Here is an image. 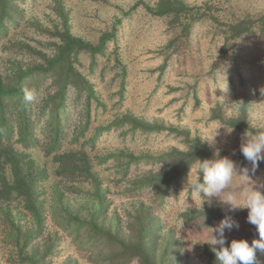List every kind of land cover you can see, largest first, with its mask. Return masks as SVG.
I'll list each match as a JSON object with an SVG mask.
<instances>
[{
	"label": "rangeland",
	"instance_id": "obj_1",
	"mask_svg": "<svg viewBox=\"0 0 264 264\" xmlns=\"http://www.w3.org/2000/svg\"><path fill=\"white\" fill-rule=\"evenodd\" d=\"M183 1L187 10L179 16H158L146 8L156 0H12L7 31L0 30V85H12L16 74L29 68L46 69L66 32L94 45L102 35L108 39L97 54L77 53L74 65L99 104L92 99L89 106L87 92L68 88L67 117L55 151L48 152L47 146L52 98L59 89L56 73L37 72L31 79V119L38 142L17 147L37 178L38 215L16 195L0 200V264H23L21 255L35 253L47 254L45 264H63L68 257L88 264L87 253L76 242L60 241L55 221L67 211L86 217L99 194L78 172L60 171L57 151L91 159L108 226L126 231L140 210L149 208L157 233L179 239L190 264H208L206 246L226 215L239 223L238 229L225 231L228 244L259 238L247 222L248 210L230 211L224 201L234 197L242 203L246 188L264 185V161L252 171L240 151L244 133L264 131V0ZM131 118L155 130L145 132ZM98 129L104 130L94 140ZM195 139L213 155L219 149L238 173L220 197L208 198L193 190L201 179L195 163L160 207L155 191L138 188L140 180L163 169L158 157L186 151ZM214 139V144L208 142ZM145 156L153 159H131ZM76 166L73 160L70 167ZM245 167L248 176L239 174ZM4 176L12 180L10 168ZM254 264H264V251L257 250Z\"/></svg>",
	"mask_w": 264,
	"mask_h": 264
},
{
	"label": "trees",
	"instance_id": "obj_2",
	"mask_svg": "<svg viewBox=\"0 0 264 264\" xmlns=\"http://www.w3.org/2000/svg\"><path fill=\"white\" fill-rule=\"evenodd\" d=\"M11 2L12 0H0V30L3 32H6L8 28L6 23L10 19ZM146 8L150 13L158 16H179L187 10L183 0H156L154 5H146ZM64 39V44L59 48L57 55L48 61L46 69L29 68L17 73L12 85H0V200H9L14 195L21 197L25 201V208L34 215H38L34 194L37 178L30 173L23 151L17 147V144L31 147L38 142L34 135L30 102L25 99V93L30 92L31 79L37 72L54 71L56 73L59 89L52 98L55 104L51 109L49 126L52 132L48 136L47 148L48 152L57 150L62 141L64 116L67 117L65 99L68 88L71 86L78 93L87 92L89 106L92 104V99H95L94 90L89 81L74 65L77 53L87 51L97 54L103 51L108 35L101 36L99 45L85 42L69 32H66ZM95 101L98 105L99 102L96 99ZM131 120L133 126H141L145 132L155 130V127H150L137 119L131 118ZM237 127L240 126L237 125ZM102 130L104 129L97 130L94 140ZM189 144L186 151L173 150L158 157L163 169L143 177L138 184V188L142 190L155 191L156 198L160 200V207L164 206L170 188L189 172L197 159L202 161L213 157L207 145L202 144L200 140L195 139ZM54 159L62 173L78 172L85 181H92L99 194L97 206L93 207L86 217L67 211L63 215L57 214L55 221L59 229L60 241L72 239L74 243L76 242L79 250L88 254L85 255V261L88 264H132L136 260L139 264H190L189 257L183 251L179 239L173 234L164 237L157 233V219L154 211L149 208L140 210L126 231H123L120 226L116 228L107 225V221L103 218L106 206L104 196L100 195L99 177L95 173L94 164L86 154L77 156L73 153L57 151ZM131 159L141 163L151 161L153 158L145 156L131 157ZM73 160L77 161L76 167H70ZM9 168L12 180L4 176L5 170ZM205 252L209 260L208 264H217L210 245L206 246ZM35 256L36 253L21 255L19 262L45 264L46 253L40 257ZM63 264H80V262L68 257Z\"/></svg>",
	"mask_w": 264,
	"mask_h": 264
},
{
	"label": "clouds",
	"instance_id": "obj_3",
	"mask_svg": "<svg viewBox=\"0 0 264 264\" xmlns=\"http://www.w3.org/2000/svg\"><path fill=\"white\" fill-rule=\"evenodd\" d=\"M25 99L33 101L34 96L26 91ZM231 133L232 130H228ZM210 144L214 141H208ZM240 151L246 161L252 165L255 171L259 162L264 161V132L250 135L243 134ZM220 150L214 152L212 158L199 160L195 164L201 179L193 184V190L203 192L206 197H220V194L231 184L234 174H237L236 164L227 157H221ZM249 169L242 168L240 175L248 176ZM191 173V172H190ZM260 187L246 188L243 192V202L234 197H229L226 202L230 211L246 208L248 210L247 222L254 225L259 238L249 242L247 239H233L227 243L225 231L239 228V223L231 216H225L215 228L209 245L215 254L217 264H254L257 250L264 251V191ZM211 199L209 203L211 204Z\"/></svg>",
	"mask_w": 264,
	"mask_h": 264
}]
</instances>
